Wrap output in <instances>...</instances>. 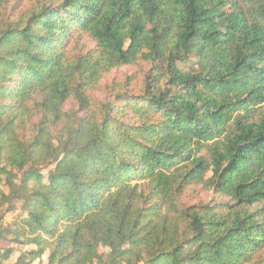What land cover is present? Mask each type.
<instances>
[{"label": "trees", "instance_id": "1", "mask_svg": "<svg viewBox=\"0 0 264 264\" xmlns=\"http://www.w3.org/2000/svg\"><path fill=\"white\" fill-rule=\"evenodd\" d=\"M263 108L264 0H0L1 258L264 264Z\"/></svg>", "mask_w": 264, "mask_h": 264}, {"label": "rangeland", "instance_id": "2", "mask_svg": "<svg viewBox=\"0 0 264 264\" xmlns=\"http://www.w3.org/2000/svg\"><path fill=\"white\" fill-rule=\"evenodd\" d=\"M85 46L89 49L94 48L95 44H93L89 39H86ZM151 64L145 62L143 60H139L131 65L122 66L120 68H116L112 70L107 76L100 81L99 88L102 90L105 86H111L114 82L125 86L121 91V94H129V95H140L142 91L143 81L145 80V76L150 71ZM92 98L95 101H104L106 100V95L104 93L93 92L91 93ZM70 105L68 104L66 109H69ZM264 112V108H263ZM201 156H206L205 152L201 153ZM211 175L210 172H207L205 178H209ZM212 200L215 202H220V197L215 196L213 192L206 190L203 186H191L186 193L182 196L181 202L185 206H195L199 203H209ZM6 207L0 208V216L2 219V226H9L15 222L20 215L22 214L23 206L22 204L15 203L14 210L12 212L5 213ZM11 246L9 243L0 242V264H9V261H4L1 258V254L4 248ZM37 264V262L33 263Z\"/></svg>", "mask_w": 264, "mask_h": 264}]
</instances>
